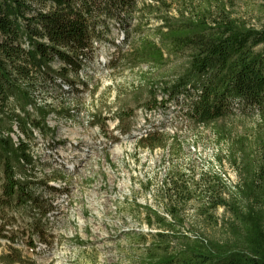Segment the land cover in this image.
I'll return each instance as SVG.
<instances>
[{
  "label": "rangeland",
  "instance_id": "rangeland-1",
  "mask_svg": "<svg viewBox=\"0 0 264 264\" xmlns=\"http://www.w3.org/2000/svg\"><path fill=\"white\" fill-rule=\"evenodd\" d=\"M235 6L250 23L260 19L254 8L245 14L241 3ZM146 17L140 27L134 28L136 21L130 25L134 30L126 46L115 32L114 45L98 47L93 63L79 75L86 87L78 83L72 91L46 83L36 89L38 103L57 110L47 120L52 134L45 139L35 134L29 142L41 181L37 193L52 208L46 218L30 208L0 210V257L13 245L35 264H143L162 232L170 233L166 237L175 252L184 246L181 236L241 246L243 228L232 209L205 211L204 201L213 195L241 214L251 207L264 219V183L255 176L264 156V115L236 103L234 115L198 126L188 118L183 98L149 112L153 95L160 101L183 61L133 70L109 67L118 58L115 45L127 52L131 42L154 37L159 19L141 16ZM149 132L167 138L166 148L139 149L138 141ZM174 181L186 183L193 200L179 206L182 225L163 231L153 213L172 223L171 203L162 192ZM44 183L64 194L52 196Z\"/></svg>",
  "mask_w": 264,
  "mask_h": 264
},
{
  "label": "trees",
  "instance_id": "trees-1",
  "mask_svg": "<svg viewBox=\"0 0 264 264\" xmlns=\"http://www.w3.org/2000/svg\"><path fill=\"white\" fill-rule=\"evenodd\" d=\"M153 1L0 0V210L30 208L46 218L52 208L37 193L41 181L29 142L35 134L43 139L52 134L47 120L57 110L38 103L36 89L46 83L59 88L65 85L72 91L78 83L86 87L79 75L93 63L98 47L114 45L115 32L123 36L126 46L134 30L130 25L136 21L137 28L148 22V17L141 18L144 13L159 19L154 37L131 42L127 52L115 45L118 58L109 67L117 70L119 64L133 70L183 61L160 101L153 95L147 105L149 112L183 98L188 118L198 126L215 125L234 115L236 103L264 115V0L256 1L254 7L250 2L255 0ZM236 2L245 14L251 8L257 10L260 19L250 23L237 13ZM167 144L163 135L149 132L138 141V148L154 152ZM255 176L264 183V156ZM46 184L43 188L52 196L64 194ZM166 184L162 194L171 203L168 214L173 221L153 214L158 228L173 231L175 225H182L179 206L193 197L186 183ZM204 203L206 212L232 209L243 228L241 246L181 236L184 246L175 252L166 237L170 233L162 232L143 264H264L263 214L251 207L241 214L221 195L210 196ZM153 224L147 223L149 227ZM171 233L174 238L179 236ZM8 249L0 264H35L26 261L13 245Z\"/></svg>",
  "mask_w": 264,
  "mask_h": 264
}]
</instances>
